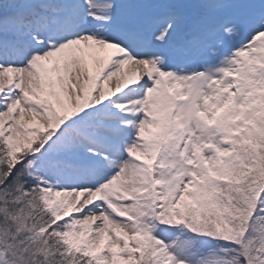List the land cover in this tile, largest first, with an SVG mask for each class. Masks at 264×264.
Returning a JSON list of instances; mask_svg holds the SVG:
<instances>
[{"label":"snow or ice","instance_id":"6c2138e0","mask_svg":"<svg viewBox=\"0 0 264 264\" xmlns=\"http://www.w3.org/2000/svg\"><path fill=\"white\" fill-rule=\"evenodd\" d=\"M0 264H264V0H0Z\"/></svg>","mask_w":264,"mask_h":264}]
</instances>
